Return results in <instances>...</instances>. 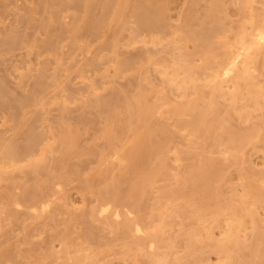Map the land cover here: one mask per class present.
Masks as SVG:
<instances>
[{"label": "bare ground", "instance_id": "bare-ground-1", "mask_svg": "<svg viewBox=\"0 0 264 264\" xmlns=\"http://www.w3.org/2000/svg\"><path fill=\"white\" fill-rule=\"evenodd\" d=\"M66 1L58 0V7L64 6ZM71 1L80 4L81 16L74 18L69 26L51 32V39L45 45L40 46L34 40L29 44L30 50L45 47L46 52L53 55L55 63L61 65L64 60L62 48L65 40L61 33H65L73 48L77 49L82 46L78 33L84 26H88L91 34L103 38L115 23L118 30L114 32L115 38L109 45V50L115 55L110 59L103 76H108L110 68L118 75L126 70L138 72L144 67L152 66L163 77L169 89L177 90L184 99L175 102L168 97L164 87L147 90L140 85L133 94L124 97L120 106H116L117 110H110L111 123L102 130V137L107 144L99 152L100 162L116 165L124 173H130L133 168H139L140 172L135 171L134 178L129 182L123 196L124 203H118L116 198L109 196V186L116 179L112 178L111 182L106 183L103 187L105 192L99 193L92 214L95 213L98 219L105 220L111 231L119 232L123 229L124 237L130 233L135 236V246L126 245L128 247L124 251L125 256H133L136 251L142 254L147 249L150 254L148 264H190L187 259L183 260L185 255L174 260L171 258L172 244L165 242L164 226L158 225L152 219L154 211L143 212L138 204L148 199L151 195L149 193L154 191H157L160 201L170 202L177 195L175 189L168 192L167 185L160 188L157 186L161 178L169 180L167 159L171 152L170 143L174 138L168 127L169 120H173L174 125L187 130L189 134L202 132L216 136L217 129L225 127L226 115H230L228 111H222L218 97L228 96L240 117H249L251 109L264 106V91L254 75L258 71L264 72V59L260 61L258 57L260 53L264 54V0L262 10L248 19L247 8L257 0H233L239 6V13L244 20L228 28L221 26L224 23V14L228 16L224 0H210L201 16L196 17L198 23H192L195 16L188 13L177 27H172L167 22V6L164 0H154L153 3L136 0L129 11V19H126L129 0H103L100 5L101 12L94 15L90 12L92 0ZM43 3L46 4L47 1L44 0ZM61 10L51 15L50 22L56 18L59 23H65ZM35 11L33 7L28 9L31 22ZM131 20L132 25L129 26ZM205 23L209 30L203 35L200 29ZM214 25L219 27L213 29ZM44 26L48 27L49 23L41 20L40 27ZM128 28H131L128 45L138 42L162 45L164 51H169V57L159 61L153 55L141 52L130 59H120L118 35ZM13 43V37L2 41L3 45ZM190 43L194 44L193 50L189 48ZM81 73V78L85 80V70ZM51 78L50 93L53 101L61 98L66 104L68 97L61 78L56 74ZM146 80L147 77L142 78V82ZM230 85L233 89L227 90ZM206 87H210L208 101L205 100ZM58 90L62 91V95L56 94ZM90 95H96L99 104L103 103L99 101L98 88L94 81L81 93L84 103ZM0 98L5 102L13 100L1 87ZM48 98L47 95L37 94L32 102L45 109ZM119 107L125 114L119 111ZM116 121H125L126 130L120 131ZM19 125L20 121L17 127ZM142 126L144 129L140 130ZM159 133L164 138L151 141V137ZM262 138L263 127L259 124L247 131H228L220 136L217 146L225 158L232 157L242 163L249 162L250 168H253L256 163L245 158V147L256 149ZM79 140V128L67 123L64 118L59 121L56 133L52 130L37 132L32 127L22 144L16 139L0 138V153L3 154L0 157V181L9 178L17 169L22 171L24 168H31L38 171L49 161V154L59 153L67 157L77 152ZM148 149L151 150L152 161L146 168L142 160ZM208 153L205 149L196 156L197 164L183 168L175 175L179 185H188L194 179L204 178L202 196L199 199L187 196L188 204H185L184 210H176L177 215L193 218L201 225L188 233L189 240L184 247L186 256L200 252L202 243L206 242L212 251L222 255L221 264H264V238L260 225L262 219L258 210L259 207L264 208V170L255 176L249 170L245 171L242 190H239L238 185H229L233 194L227 196L219 185L220 181H225V172L214 168ZM249 156L252 154L249 153ZM54 165L51 163L43 169L53 172ZM65 181L66 178L62 176L60 179L45 178L44 182H38L36 189L45 183L54 186L45 195H38L34 190L21 197L9 191L6 199L0 202V215L12 205L20 208L26 204L36 219L42 218L55 205L57 194L64 190ZM90 187L91 183H87V188ZM68 203L73 206L75 202L70 197ZM147 208L150 209V206ZM247 217L251 220L252 231L249 243L245 244ZM215 229H220L221 237L216 236ZM55 238L62 239L67 247L63 253L50 249L49 255L54 260L65 258L72 261H65V264H108L101 263L98 253L90 255L83 249L71 251L65 232L59 231ZM196 259V264H211L203 256Z\"/></svg>", "mask_w": 264, "mask_h": 264}, {"label": "rangeland", "instance_id": "rangeland-1", "mask_svg": "<svg viewBox=\"0 0 264 264\" xmlns=\"http://www.w3.org/2000/svg\"><path fill=\"white\" fill-rule=\"evenodd\" d=\"M43 1L0 0V87L13 99L5 102L0 98V138L16 139L22 144L32 127H35L37 132L44 133V131L52 130L56 133L59 121L64 118L67 123L80 130L79 150L67 157L59 153L49 154V161L38 171H33L31 168H24L22 171L17 169L9 178L0 181L1 202L6 199L9 191L21 197L27 196L34 190L38 195H45L50 193L54 186L45 183L41 185V188L36 189L38 182H44L45 178L48 180L60 179L62 176L66 178L63 182L64 190L57 194L55 205L42 218L36 219L26 204L20 208L12 205L1 213L0 264H65V261L71 263V260L67 261L65 258L54 260L49 255L50 249L57 250L59 253L66 250L67 245L63 244L62 239L55 238L59 231L66 233L71 251L83 249L90 255L98 253V258L102 259L101 263L148 264L150 254L147 249L142 254L136 251L133 256H125L124 251L128 247L126 245L135 246L136 238L132 233L124 237L123 229L113 232L105 220L98 219L95 213L92 214L99 193L105 192L103 187L106 183L111 182L112 178L116 179L110 184L108 193L111 198H116V202L124 203L123 196L129 182L134 178L135 171L140 172L139 168H133L130 173H124L116 165L101 164L99 152L107 144L106 139L102 137V130L111 123L110 110H117L116 106H120L124 97L133 94L140 85L147 90L164 87L168 97L175 102L184 99L179 96L177 90L169 89L163 77L152 66L144 67L138 72L126 70L118 75H115L114 69L110 68L108 76H103L110 59H113L115 55L109 50V45L115 38L114 32L118 30L115 23L112 30L103 38L91 34L88 26H84L78 33L82 46L77 49L73 48L65 33H61V37L65 39L62 48L64 60L61 65L55 63L53 55L48 54L45 47L30 50L29 44L34 40L40 46L45 45L51 39V32H57L64 26H69L74 18L81 16L80 4L77 2L67 0L64 6L59 8L58 0H46V4ZM102 1H91V15L101 12ZM135 1L129 0L126 19H129V11ZM137 1L154 2V0ZM164 1L167 6V22L172 27H177L188 13L195 16L192 23H198L196 17L201 16L210 0ZM224 1L228 16L223 15L224 23L221 26L228 28L243 21L239 6L233 0ZM262 4L263 0H257L247 8V19L257 11H261ZM32 7L36 11L31 22L28 9ZM60 9L67 23H59L56 18L50 22L51 15ZM41 20L48 22L49 26L41 28ZM128 24L131 26L132 20ZM215 27L219 25H214L213 29ZM208 30L207 23L200 29L203 35L207 34ZM130 31L131 28H128L118 35L120 59H130L141 52H147L159 61L169 57V51H164L162 45H145L142 42L128 45ZM11 37L14 38L13 44H2L3 40ZM189 48L193 50L194 44L190 43ZM258 57L262 61L264 54L260 53ZM83 69L85 80L81 78ZM53 74L62 80L65 95L68 97L66 104L61 98L55 101L52 99L50 87ZM254 75L256 82L264 91V72L258 71ZM143 77H147L144 82H142ZM91 81H94L98 88L99 101H103L102 104H99L96 95H90L86 103L83 102L81 93ZM232 89L230 85L227 90ZM61 93L62 91L58 90L56 94L60 96ZM204 93L205 100L208 101L210 87H206ZM37 94L49 96L45 109L33 104L32 100ZM217 99L222 111H228L230 115H226L225 127L218 128L216 136L205 135L202 132L195 135L189 134L187 130L174 125L173 120L168 121V127L174 134L170 143L171 152L167 159L169 180L161 178L157 186L160 188L167 185L166 190L171 192L175 189L177 195L170 202L160 201L157 191H154L149 193L151 194L148 198L150 202L144 199L138 204L143 212L154 211L155 215L152 219L158 225L164 226L165 242L172 244L171 258L174 260L176 257L181 258L185 255L183 260L187 259L191 262L190 264H196L198 256L205 257L211 264H221L222 255L212 251L210 246L203 242L200 252L186 256L184 247L189 240L188 233L201 225H198L193 218L177 215L176 210H184L185 204H188L187 196L195 199L202 196L204 178L194 179L188 185H179L175 177L176 173L197 164L196 156L207 149L214 168L225 172V181H220L219 185L228 196L233 194L229 185H238L239 190H242L245 171L249 170L251 175L255 176L256 173L264 170V138L258 141L256 149L245 147V158L252 159L253 163H256L253 168H250L249 162L242 163L232 157L225 158L217 146L220 136L228 131H247L260 124L264 135V106L260 109H251L249 117H240L228 96ZM119 111L122 113V108L119 107ZM40 115L41 119H39ZM18 121H20L19 127H17ZM115 123L120 131L126 130L125 121ZM143 129L144 126L140 127V130ZM151 138V141L163 139L164 135L159 133ZM249 153L252 156H249ZM0 157H3L2 153ZM142 161L148 168L152 161L150 149L145 152ZM51 163L55 164L53 172L43 169ZM87 183H91L90 188H87ZM70 197L75 202L73 206L68 203ZM148 205L150 209L147 208ZM258 210L261 213L259 217L262 219L260 225L264 238V208L259 207ZM246 225L244 243L248 244L252 231L249 217H247ZM215 232L217 237H221L220 229H215Z\"/></svg>", "mask_w": 264, "mask_h": 264}]
</instances>
